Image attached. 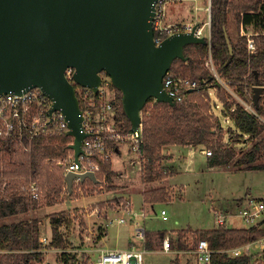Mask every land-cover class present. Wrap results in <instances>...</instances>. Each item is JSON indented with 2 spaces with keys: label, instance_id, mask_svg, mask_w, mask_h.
I'll use <instances>...</instances> for the list:
<instances>
[{
  "label": "trees",
  "instance_id": "trees-1",
  "mask_svg": "<svg viewBox=\"0 0 264 264\" xmlns=\"http://www.w3.org/2000/svg\"><path fill=\"white\" fill-rule=\"evenodd\" d=\"M230 8L235 11V17L239 24L243 23L245 27L252 25L253 28L261 32L254 36L256 46H258L256 52H249L245 34L238 38L237 42L233 44V52H230L226 35L227 29L225 28ZM211 12V39L207 43L193 42L185 45L187 59L176 58L170 69L180 76L196 79L200 84L199 87L188 92L186 101H176L173 105L168 102L149 99L141 112L140 157L143 161L142 175L145 183H153L170 176L169 172L161 166L162 161L166 158L162 149L164 146L174 144L212 147V153L208 159L209 167L229 164L237 157L234 161L235 164L243 166L244 169H264L262 163L264 157V134L262 133L264 124L225 91V86L218 83L209 68L204 66V61L211 53L215 65H218L219 72L224 78H228L231 85L236 87L243 96L248 90L254 93L255 86H264V0H212ZM210 84L216 86L215 95L218 101L222 103V113L225 117L229 116L233 119L237 129L241 132L240 136L236 135L238 139L235 140L238 143L244 140L249 143L253 142L249 149L240 153L241 155L236 152V147H226L224 138L218 134V130L222 127L219 117L210 113L213 106ZM117 90L118 115L125 122L126 132H130L132 123L121 103L122 91L118 88ZM259 100V106L257 107L255 103L253 106L259 114L264 115L263 96ZM233 106H236L234 110H232ZM82 107L84 108V105ZM70 144L71 138L68 135L49 137V139L37 137L31 159L19 155L14 160L13 168L5 169V176L10 179V185L4 198L14 197V199L12 202L3 201L4 204L0 205V216L15 214L17 203H24L21 185L24 180L28 179L30 164L33 169V176L40 180L47 196L52 193L59 196L65 186L64 172L62 170L57 175V172L49 169L48 166L50 164L52 166L53 161H58L67 155ZM9 158L13 160L14 157ZM25 159L28 160L29 166ZM46 160L49 161V165H46ZM115 175L112 160L103 161L101 171L97 174L99 183L104 182V179L112 180ZM86 182H82V185ZM89 182L98 184L91 179ZM72 193L69 192V195ZM142 193H144V200L150 203L167 201L171 198L170 192L163 186L144 190ZM123 200V197L116 199L118 203ZM55 202L56 199H50L48 203L53 204ZM38 203L35 201L32 208L37 207ZM51 223L53 235L51 242L46 246L39 241L38 220L0 224V248L8 251L0 253V264H22V262H29L34 259L42 261L44 253L38 249L44 247L64 249L56 264H74L77 255L74 251L65 248L68 243L67 234L61 229L66 223L69 227L70 222L56 214ZM192 233L197 235H193L195 236L193 237L185 230L178 234L175 240L178 242L179 249H188L187 243L191 241L190 239H193L194 244L200 239H206L211 249L214 250L212 264H250L252 256L230 257L227 250L249 242V240L262 235L264 231L254 227L243 229L218 226L212 229H196ZM164 237L165 232L160 231V238L163 239ZM145 243L149 249L155 247L154 242L150 239ZM19 249L20 251H18ZM174 263L182 264L178 257L175 258Z\"/></svg>",
  "mask_w": 264,
  "mask_h": 264
},
{
  "label": "water",
  "instance_id": "water-1",
  "mask_svg": "<svg viewBox=\"0 0 264 264\" xmlns=\"http://www.w3.org/2000/svg\"><path fill=\"white\" fill-rule=\"evenodd\" d=\"M157 0H0V94L39 87L60 110L73 136L75 159L86 136L83 109L66 68L75 82L98 92L101 72L122 91L124 111L132 130L140 131L142 110L149 99L176 103L163 84L176 58L186 60L185 45L207 43L193 30L155 40L153 19ZM227 35V33H226ZM228 47H233L227 35ZM193 90V89H191ZM264 86H255L260 104ZM98 176L87 171L65 175L69 192L74 179Z\"/></svg>",
  "mask_w": 264,
  "mask_h": 264
},
{
  "label": "rangeland",
  "instance_id": "rangeland-1",
  "mask_svg": "<svg viewBox=\"0 0 264 264\" xmlns=\"http://www.w3.org/2000/svg\"><path fill=\"white\" fill-rule=\"evenodd\" d=\"M189 1L192 0L173 2L168 8V20L196 22V20H198L197 18L186 17L187 14L190 16L188 8L191 6V3H188ZM197 3L198 2H196V4ZM197 11L199 10L195 8L194 12ZM205 16H203V18ZM231 20L233 21L232 16ZM246 32L257 33L255 30H247ZM260 33L261 32H259V34ZM240 35L243 34L241 33ZM204 66L209 68L214 74L213 65L210 61L207 63L204 61ZM103 72L105 75L107 74L105 71ZM78 85L79 84L77 83L76 86ZM232 90L233 89L229 86L228 88L227 86L225 87V91L227 92L230 91L232 93ZM214 92L215 93L211 92V100L215 108V105L217 103L220 104V101L216 98V91ZM262 96L264 100L263 92L261 97ZM220 108L222 109V107L215 108L223 126L222 130H218V134H221V137L224 138V141L227 144L226 147H236V152L238 154L243 151L245 152L252 146L253 142L238 143V141L235 140L238 139L236 135L240 136L241 132L237 129L235 121L229 117H225ZM262 133L264 134V129ZM241 137L243 138V136ZM120 148L122 149L123 154H121L120 157L117 154H113L111 157L113 169L116 172V175L112 180L104 179V182L98 184L91 183L88 180L86 184L75 187L72 195L66 193L64 188L61 190L59 196L54 195L53 193L47 196L46 192H44L46 198L40 201L37 207L33 208L28 204L26 197L23 196L24 203H17V212H15V214L1 215L0 224H11L15 223V221L22 220H30L32 222L33 220H38L40 238L41 233H44L45 235H53L51 220L54 215L58 214L70 222L69 227H67L66 223L63 224L61 228L62 231H65L67 234L68 243L65 248L68 250H75L73 246H71L72 244H77L84 249L88 248L87 251H81L82 253L78 257L80 261H82V259L85 261L91 257L90 243L95 245L100 244L103 249L132 248V245L145 249L143 242L139 240L138 237V226L136 225L138 222L144 230L146 227L149 229V232H147V236L145 237L146 240L144 239V243L150 239L154 242L155 246V250L145 249L142 264H175L174 261L177 257L182 264H197L195 263V253L191 251L194 246L192 243L193 239H190L191 241H188V243L186 242L188 249H179L178 242L175 240L178 234L185 230L188 231L189 235L193 236L197 235L192 233V231L196 230L195 228L212 229V226L216 224L218 225L214 209H211L212 205L214 208L218 209L228 208L229 210H233L236 208V203L242 202L247 197H264V169H256L258 171L248 168L245 170L239 169L243 166L241 167L240 165L235 164L234 161L237 157L229 162V164L211 169L206 168L209 157L203 154L199 148H196L190 166L187 167L184 173L175 176L174 183L180 184L183 182L186 184L187 189L182 199L179 197L176 198V196L181 195L180 192L177 191L175 197H171L172 202L166 203L165 205H158L155 209L156 211L151 210V208H146L145 210L148 212L146 217L141 215H127L125 210L128 208L134 207V210L140 212L143 203L142 191L145 188H149L150 185L143 181V161L140 155L134 152L128 142L122 143ZM210 148L212 149V147H206L205 149ZM16 158L17 157H14L13 160H10L9 156H6V168L8 170L13 168L15 164L14 160ZM26 162L28 164V160H26ZM262 163L264 164V157L262 158ZM49 164V161L46 160V165ZM50 166L51 164L48 166L49 169H53L57 172V175L63 170L61 159L53 161L52 166ZM114 187H116V189H114ZM2 195L3 194L0 193V205L4 204L3 201L12 202L14 199V197L6 196L9 199L7 201V198L2 197ZM122 197L124 200L118 203L116 199ZM236 198H242V200ZM50 199H56V202L49 204L48 202ZM161 207H164V209L168 211V220L162 219L161 209L163 208ZM122 216H125L126 221L118 223L117 219ZM112 219H115V221L111 224L110 221H112ZM145 222L146 226L144 225ZM227 224L230 227L235 228H248L241 219L236 217L228 219ZM177 228L184 229L177 230V233L165 232V236L167 235L166 237L171 241L172 249L171 251L164 250L162 246L164 238H160V231H172ZM101 234L103 235V238L99 243L98 239L100 238L98 237ZM52 235L50 239L52 238ZM18 251H20V249ZM62 251H64V249L56 250L54 247L50 248L49 252H47L48 256L45 257L46 262L52 264L53 262L58 261L60 254L63 253ZM81 255H83L82 259ZM250 262V264H264V256L259 254L253 255ZM22 264L39 263L34 259L33 261L22 262Z\"/></svg>",
  "mask_w": 264,
  "mask_h": 264
},
{
  "label": "built area",
  "instance_id": "built-area-1",
  "mask_svg": "<svg viewBox=\"0 0 264 264\" xmlns=\"http://www.w3.org/2000/svg\"><path fill=\"white\" fill-rule=\"evenodd\" d=\"M182 1L188 0H157L153 19L157 43L171 36V34L192 31L194 25H197L194 29L196 35L200 37L204 36L208 40L211 39L212 0H192L198 3L203 2L202 7L197 4L196 9L203 8L208 12V20L204 23H200L198 20L196 22L169 21V6L173 2ZM244 34L247 36L246 46L249 52H256L258 46H256L254 36L257 33L245 31ZM209 61L213 65L214 74H212L215 76L216 81L226 86L225 80L214 64L211 53L206 63ZM75 71L73 67H68L66 68V75L76 87L80 105H84V108L82 107L84 115L83 123L87 133L82 140L83 151L78 156L80 162L75 159L74 149L71 147L68 149L67 155L60 158L62 160L63 175L65 177L69 171L77 174L91 171L97 176L101 171V163L112 159V155L120 150L122 143L128 142L134 152L140 155L142 125L138 132L133 130L126 132L125 124L118 115L117 90L112 86L108 74L105 75L103 71L101 72V84L98 86V92H95L92 88L86 86H76ZM163 84L169 95L179 102L186 101L188 99V92L200 85L196 79L180 76L173 70H169L166 73ZM52 105L53 100L51 97L46 95L39 87L30 88L29 91L22 93L11 91L0 94V193L3 194L2 197H4L10 185V179L5 176V169H7L5 158L7 155L11 158L24 155L30 160L37 137L49 139V137L68 135L71 138V143L74 142L73 136L68 134L69 123L65 119V115L60 110H52ZM235 107L233 106L232 110ZM243 107L264 124V115L259 114L254 109L253 103L245 104ZM211 153V148L204 150V154L207 156H210ZM29 167V176L27 180L22 182L21 193L32 206L35 201L40 202L46 196L40 180L33 176L31 164ZM88 180H90L89 177L86 181ZM79 185H82L81 178L76 177L74 179L73 191ZM64 191L69 193L66 179ZM213 209L218 226L230 228L227 224L228 219L239 217L248 228L254 227L264 231V197H247L242 202L236 204L235 211L214 207ZM125 211L129 215L139 216V213L132 208H128ZM142 214L145 215L144 212ZM162 214L164 219H168L167 210L162 209ZM125 220L126 218L122 216L118 219V222L123 223ZM137 229L139 240H144L145 230L142 227L140 228V226ZM51 239L48 235L41 233L39 241L42 245L46 246L51 242ZM193 245V247L191 246V251L195 253V263L212 264L214 250L211 249L208 241L200 239L195 244L193 243ZM162 246L164 250L171 251V241L168 237L163 239ZM227 252L230 257L258 254L264 256V233L249 240L247 243L231 247ZM144 253L145 249L136 247L135 245H132V248L105 249L97 255H92L85 261L82 259L83 255H81L82 261H80L77 254L74 264H142Z\"/></svg>",
  "mask_w": 264,
  "mask_h": 264
},
{
  "label": "crops",
  "instance_id": "crops-1",
  "mask_svg": "<svg viewBox=\"0 0 264 264\" xmlns=\"http://www.w3.org/2000/svg\"><path fill=\"white\" fill-rule=\"evenodd\" d=\"M188 3H191V6L188 8V12H190V16H188V14H187V16L186 17H190V18H197L198 20H199V22L200 23H204V22H206L207 20H208V12H206L203 8H201V9H198L199 11H197V12H194V10H195V8H196V5L198 4V5H200L201 7H202V2H199V3H197L196 4V2H194V1H189ZM187 3V4H188ZM187 4H185V5H187ZM194 7V8H193ZM229 13H228V19H227V23H226V25H225V28L227 29V35H228V37H229V40H230V43H231V45H232V47H233V44L235 43V42H237V40H238V38L241 36L240 34L242 33V34H244V32L245 31H247V30H249V31H253V30H255V32H257V34H259V30H256L255 28H253V26L252 25H248L247 27H245L244 26V24L243 23H241V24H239L238 22H237V20H236V17H235V11L232 9V8H230L229 10ZM203 14H202V13ZM195 13V14H194ZM206 15V16H205ZM203 16H205L204 18H203ZM231 16L233 17V21L231 20ZM178 21V20H177ZM181 21H183V20H181ZM244 30V31H243ZM234 48V47H233ZM234 50V49H233ZM208 59V58H207ZM215 64V63H214ZM216 67H217V69H218V65H216ZM218 72H219V70H218ZM220 73V72H219ZM221 74V73H220ZM221 76H222V74H221ZM223 77V76H222ZM223 79L225 80V83H226V86H227V88H228V86L229 87H231L233 90H232V93L230 92H228L230 95H232V97L236 100V101H238L242 106H244L245 104H249V103H255V101L253 100V95H254V93H251L250 92V90H248V91H246V94H245V96H243V95H241L238 91H237V89H236V87H234V86H232L231 85V83H230V81H229V79L228 78H224L223 77ZM225 86V87H226ZM209 88H210V91L212 92V93H215L214 91H216V86H213V85H209ZM254 90V89H253ZM264 91V90H263ZM261 97V96H260ZM264 102V101H263ZM220 104H216L215 105V108H219V107H222V104H221V102H219ZM214 108V105L212 106V109H210V113H214L217 117H219L218 115H217V113H216V109ZM254 108V107H253ZM221 109V108H220ZM255 109V108H254ZM222 110V109H221ZM227 117H229V116H227ZM230 118V117H229ZM220 121H221V119H220ZM221 129H223V126H222V121H221ZM246 136H248V135H246ZM246 142H248L247 140H244L243 142H241V143H246ZM196 148H199L200 149V151L204 154V150H205V148H206V146L205 145H192V146H187V145H181V144H174V145H168V146H164L163 147V149H162V153L166 156V158H164V160L162 161V163H161V166H163L164 167V170L165 171H167V172H169V174H170V176H168V177H165V178H163V179H161V180H157L156 182H153V183H148L150 186H149V188H145L144 190H148V189H151V188H157V187H160V186H163V187H165L167 190H168V192H170V197H172V196H174L175 197V194L177 193V191H179L180 192V196H176V198L177 197H179V198H183V196H184V194H185V191H186V184L185 183H183V182H181L180 184H176V183H174V180H175V176H177V175H180V174H182V173H184L185 171H186V169H187V167H189L190 166V162L192 161V158H193V156H194V154H195V152H196ZM115 154H117L119 157L121 156V154H123V152H122V149L120 148V150L118 151V152H116ZM209 157V156H208ZM214 167H217V166H211V167H209L208 166V162H207V167L206 168H214ZM242 167V166H241ZM239 169H244V167H242V168H239ZM245 170V169H244ZM256 170V169H255ZM256 171H258V170H256ZM147 184V183H146ZM180 189V190H179ZM143 190V191H144ZM142 191V192H143ZM142 198H143V203H142V206H141V210H140V212H138L139 213V216L141 215V216H147V211L145 210L146 208H151V210H155L156 209V207L158 206V205H165L166 203H170V202H172V198H170L169 200H167V201H158V202H156V203H150V202H147V201H145L144 200V193H142ZM205 199V198H204ZM234 199V198H233ZM236 199H239V200H242V198H236ZM246 199V198H245ZM176 200V199H175ZM175 200H173V201H175ZM238 201V200H237ZM133 203V202H132ZM229 203V202H228ZM237 204V203H236ZM147 205V206H146ZM214 206L212 205V207H211V209L213 208ZM161 208H163L164 209V207H161ZM132 209H134V207L132 208ZM223 209H228V208H223ZM236 209V208H235ZM235 209H233V210H231V211H235ZM229 210V209H228ZM134 211H136V210H134ZM156 211V210H155ZM142 212H146V214L145 215H143L142 214ZM127 214V213H126ZM161 214H162V209H161ZM167 214H168V211H167ZM128 215V214H127ZM131 216V215H130ZM125 217V216H124ZM121 218V217H120ZM236 218H239V217H236ZM119 219V218H118ZM118 219H117V222H118ZM162 219L163 220H168L169 219V217H168V219H164L163 218V214H162ZM240 219V218H239ZM114 221H115V219H112V223H114ZM126 221V220H125ZM124 221V222H125ZM111 223V224H112ZM119 223V222H118ZM138 223V222H137ZM136 223V225L137 226H140V224L138 225ZM145 226H146V222H145V224H144ZM141 227V226H140ZM144 227V226H143ZM215 227H218V225L216 224V225H214V226H212V228H215ZM145 228V227H144ZM232 228H235V227H232ZM180 229H184V228H177V229H173L172 231H169V230H164V232H167V233H171V232H173V233H177L178 231L177 230H180ZM185 229H187V228H185ZM195 229H211V228H195ZM243 229H245V228H243ZM192 231V230H191ZM190 231V232H191ZM65 232V231H64ZM147 232H149V229H147V227L145 228V237L147 236ZM180 232V231H179ZM108 233V232H107ZM106 233V234H107ZM48 234H50V233H48ZM105 234V235H106ZM51 235L52 234H50V235H48L49 237H51ZM167 236V235H166ZM165 236V237H166ZM164 237V238H165ZM98 238H100V239H98L99 240V243L101 242V239L103 238V235L101 234ZM145 239V238H144ZM146 240V239H145ZM74 241H75V239H74ZM142 242H143V245H144V247H145V249H147V250H155V247H153V248H151V249H149L148 247H146L145 246V243H144V240H142ZM73 246V248L75 249V250H73V249H70V250H72V251H74L75 253H76V255L78 254V255H80L82 252L81 251H83V250H88V248L86 249H84V248H81L80 246H78L77 244H73L72 245ZM90 248H91V256L92 255H97V254H99L101 251H103V250H105V249H118V248H105V249H103V248H101V245L100 244H92V243H90ZM121 249V248H120ZM164 249V248H163ZM38 250H40V251H42L43 253H44V255H43V260L42 261H37L39 264H43V263H46V264H49V263H47L46 262V256H48L47 255V252H49V250L50 249H48V248H44V249H38ZM52 250H55V249H52ZM56 250H62V249H60V248H56ZM184 250V249H183ZM174 251V250H173ZM180 251V250H179ZM6 252H8V251H6V250H3V249H0V253H6ZM183 252V251H182ZM33 261V260H32ZM57 263V261H55V262H53L52 264H56Z\"/></svg>",
  "mask_w": 264,
  "mask_h": 264
}]
</instances>
